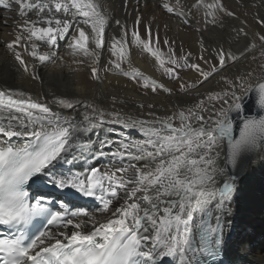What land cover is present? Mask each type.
Segmentation results:
<instances>
[{
    "label": "snow or ice",
    "instance_id": "1",
    "mask_svg": "<svg viewBox=\"0 0 264 264\" xmlns=\"http://www.w3.org/2000/svg\"><path fill=\"white\" fill-rule=\"evenodd\" d=\"M140 2L136 0L134 12L138 13ZM237 4L244 9L242 13L227 6L225 0H157L158 8L185 26L193 23L194 13H202L196 21L205 25L197 29L201 33L208 25L223 32L229 18L239 22V26L230 27L228 47L219 42L211 47L201 35L200 51L193 61L191 52H177L174 41H161L154 21L146 22L139 13L131 28L126 21L115 20L119 32L109 46L105 32L112 17L104 0H0V7L17 13L0 17L13 20L16 28L14 39L6 47L18 70L32 79L40 78L37 63L46 65L58 58L61 41L73 57L83 54L92 58L91 65L84 60L73 62L86 65L95 82H102L101 73L130 75L116 56L118 45L150 53L161 66L165 61L160 48L154 50L153 45H163L171 65L163 68L164 74L191 98L185 101L190 107L172 116L159 118L149 111L138 118L118 109L117 103L125 102L115 95L111 96V108L89 100L86 88L82 89L83 97L53 94L50 102L0 88V229H7L0 234V264H208L201 257L217 260L225 246L221 217L215 216V227L204 217L212 215L213 208L222 211L225 205L230 206L239 191L236 175L226 181L220 179L218 184V178L227 174L223 165L235 167L243 153L258 147L264 150L260 143L264 141V116L245 120L240 138L231 137L229 114L241 110L242 96L253 88V81L264 108V15L259 11L264 0H251L250 4L249 0H237ZM129 6V0H123V7ZM249 7L257 11L252 13ZM250 15L259 30H253ZM42 46L46 50L41 51ZM106 50L116 59L103 62L101 56ZM249 57L251 61L241 71L238 65ZM252 63H258L261 75L257 76ZM230 68H235V73L226 75ZM185 69L195 72L197 78L185 81L180 74ZM131 77L137 82L143 80V87L153 94L173 92L138 69H133ZM217 77L220 90L200 91ZM78 107L82 111H77ZM137 107L153 109L155 105L141 103ZM104 124L142 134V139L120 143L113 153L126 155L136 164L111 170L91 165L86 173L55 171L58 165L73 163L69 154L75 149L94 147L91 135ZM13 138L30 140L14 144ZM225 138L227 159L221 161ZM99 143L103 148L113 141ZM38 181L58 190L73 189L99 204L91 210L73 205V210L68 202L49 199L44 193L32 196L30 188ZM33 199L35 203L30 202ZM97 212L108 218L98 221ZM37 218H42V227L29 236L28 227ZM194 229H199L198 240Z\"/></svg>",
    "mask_w": 264,
    "mask_h": 264
},
{
    "label": "bare ground",
    "instance_id": "2",
    "mask_svg": "<svg viewBox=\"0 0 264 264\" xmlns=\"http://www.w3.org/2000/svg\"><path fill=\"white\" fill-rule=\"evenodd\" d=\"M225 2L227 6L235 9L238 13L244 11L243 8L238 6L237 0H225ZM256 2L258 3L259 0H256ZM104 3L112 17V20L106 26L105 32V38L109 46L112 43V37L117 36L119 32L115 20L126 21L129 28H131L135 15L139 13L144 16L146 22L154 21V26L159 29L161 41L163 39L174 41L172 46L177 52L181 53V50L183 54L191 52L193 61H195L200 51L199 39L201 35H203L205 41L211 47H215L216 42L228 47L227 41L231 39L229 36L230 27L233 25L239 26L238 21L229 18L226 21L228 27L223 32L220 29L213 30L211 25H208L207 30L201 33L197 29L204 28L205 25L196 21L201 19L202 13H194L191 17L193 23L185 26L175 16L167 15L158 8L157 0H146V3L145 0H141L138 13L133 11L136 0H129L130 6L127 9L123 7V0H104ZM250 3L251 0H249ZM249 11L255 13L257 9L249 7ZM259 11L264 15V7L260 8ZM16 15L15 11H6L0 8V17H14ZM243 18L241 15V19ZM248 20L253 30H259L253 23L251 15L248 17ZM15 34L16 28L13 20H0V88L23 92L26 95H30L33 99L47 102L51 101L53 94L57 96L74 95L78 98L83 97L85 92L82 89L86 88V95L89 100L95 99L97 102H102L103 105L111 108V96L115 95L118 101L125 102L123 105L117 103L116 107L122 112L137 116L138 118L145 117L149 111L154 112L156 117L165 118L178 113L181 108L191 106L190 103H185L186 100H190L191 98L185 97L184 94H176V90L179 88L178 85L172 84L170 79L167 80L159 75L158 65L160 64L155 61V57L151 54H142L138 48L127 44L123 48L119 45L117 46L116 56L120 57L122 67L129 73H132L133 69H138L139 72L143 73L150 80L155 79L158 83H164L173 89L172 94L160 93V91L153 94L150 89L145 92L140 91L138 82L130 81L126 76H120V74L101 73L103 77L102 82L92 81L86 67V65L92 64V58L83 56V54L73 57L70 55L64 41H61L57 46L58 58L53 59L46 65L37 63L36 72L40 78L32 79L22 70H18L17 62L14 61L11 52L6 47V43L13 40ZM157 47L160 48L162 54L166 52L165 58H167V46L153 45L154 50ZM235 47L236 45H233V48ZM44 50L46 49L42 46L41 51ZM256 54L257 56L259 55L258 52ZM116 56H113L111 52L106 50L103 52L101 60L106 63L109 58L116 59ZM74 59L84 60L86 65L76 64L73 62ZM161 59L163 60L162 57ZM250 61L251 57L238 65L240 70L243 71ZM251 67L257 69V74L260 72L258 63H252ZM235 71V68H230L225 74L230 75L235 73ZM196 78L197 74L190 70L186 73L184 80L193 81ZM217 80H219V77L206 83L200 91L205 92L207 89L220 90L222 84H218ZM255 84L256 82L253 81V86ZM141 103L145 105L154 104L155 107L153 109H148L147 107L140 109L137 106ZM53 108L55 109V105H53ZM60 111H63L65 114L71 113L72 115H76L75 112L69 109H61ZM77 111H82V109L78 107ZM147 118L149 120L153 119L152 117ZM142 138L143 136L139 131L123 129L121 126L115 124H104L91 135L94 147L91 149H75L69 154V159H72L73 163L70 165L64 164L62 167L58 165L55 171L67 173L71 169L72 172L83 171L86 173L91 165L106 170L120 166L127 168L130 163L136 164L137 162L126 155H113V153L117 152L120 143H128L129 141H136ZM106 139L113 141V143L111 145L106 144L103 148H100L99 142ZM29 140L30 138H13L12 142L14 144H26ZM227 142V138L222 141L221 161L226 160L224 146ZM262 145H264V142ZM100 151L104 154L100 155ZM223 166L226 168V164ZM128 174L132 175L130 171ZM227 174L218 178V184L220 179L228 180L230 176L228 171ZM238 186L239 191L231 201L230 206L225 205L222 211L213 208L212 215L206 216L204 219L206 220L207 217H210V223L212 227H215V216L219 215L221 217V222L224 225V250L231 262L234 264H264V249L259 252L254 250L257 245H260L259 238L251 234L245 236L250 231L256 230L255 227H259L262 221L264 222V150L261 148L255 152V155L245 167L244 174L238 179ZM220 187H222V184H220ZM55 191H59L60 195H54ZM30 193L32 196L44 193L49 199L63 200L68 202L70 209H73V205H85L91 210L99 204L98 200L84 197L73 189L58 190L50 183L45 184L42 181L33 184L30 188ZM75 200H83L84 203L75 204ZM33 201L35 202L34 199ZM88 201H91V203L88 204ZM99 214L101 213H96L98 221L103 222L108 218V215L99 216ZM196 222H200L199 215L196 216ZM194 233L198 240L199 229H194Z\"/></svg>",
    "mask_w": 264,
    "mask_h": 264
},
{
    "label": "water",
    "instance_id": "3",
    "mask_svg": "<svg viewBox=\"0 0 264 264\" xmlns=\"http://www.w3.org/2000/svg\"><path fill=\"white\" fill-rule=\"evenodd\" d=\"M241 110L231 112L230 118L232 121V132L231 137L233 140L240 138V130L244 125L245 120L250 119H259L261 116H264V108L260 106V91L255 85L251 90H249L241 99ZM264 141H261L262 144ZM259 149L254 148L247 153H243L240 157L237 158V166L233 167L231 164H226V169L231 175H236L238 179L244 174V169L255 155V152ZM226 153L228 152V142L224 146Z\"/></svg>",
    "mask_w": 264,
    "mask_h": 264
},
{
    "label": "rangeland",
    "instance_id": "4",
    "mask_svg": "<svg viewBox=\"0 0 264 264\" xmlns=\"http://www.w3.org/2000/svg\"><path fill=\"white\" fill-rule=\"evenodd\" d=\"M1 9H3L2 7H0ZM139 49V48H138ZM139 52L140 53H142V54H147V55H149L150 53H147V52H145V51H142L141 49H139ZM165 54H166V52H163V54L161 53V57L163 58V60L165 61V64L163 65V66H161L160 67V65H158V68H159V75L160 76H163L165 79H169L168 78V76L167 75H165L164 74V71H163V68L164 67H170L171 65L170 64H168V57L167 58H165ZM190 70H188V69H185V70H183L180 74H181V76H182V78L184 79V77H185V75H186V73H188ZM262 73H258L257 74V76H259V75H261ZM120 76H123V75H120ZM126 78H128V80H130V81H136L135 79H132V77H131V73H130V75L129 76H126ZM171 82H172V84H176L175 83V81H173V80H170ZM186 81V80H185ZM137 82V81H136ZM143 83H144V81L143 80H140L139 82H138V87H139V89H140V91H143V92H145L146 90H149V89H145L144 87H143ZM176 85H178V84H176ZM159 92V91H158ZM161 92H163V91H160V93ZM176 94H178V95H180V94H183V93H181L180 92V90H179V88H177V90H176ZM130 164H132V163H130ZM130 172H131V170H130ZM132 173V172H131ZM228 175V174H227ZM38 190V189H37ZM36 190V191H37ZM99 216H107V214H99ZM256 228V230L254 229V230H252V231H250L249 233H247L245 236H247V235H249V234H251L252 236H256V238L258 237L259 238V241H260V245H257L256 247H255V251L256 252H259V251H262L263 249H264V230H263V228H264V222L262 221L261 222V224H260V226L259 227H255ZM262 228V229H261ZM259 231V232H258Z\"/></svg>",
    "mask_w": 264,
    "mask_h": 264
}]
</instances>
